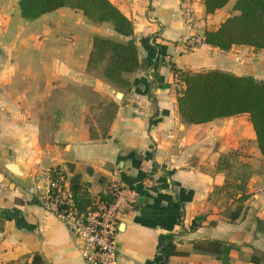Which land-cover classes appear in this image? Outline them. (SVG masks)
Returning a JSON list of instances; mask_svg holds the SVG:
<instances>
[{
  "label": "crops",
  "instance_id": "0c3cea01",
  "mask_svg": "<svg viewBox=\"0 0 264 264\" xmlns=\"http://www.w3.org/2000/svg\"><path fill=\"white\" fill-rule=\"evenodd\" d=\"M19 1L0 0V264H86L67 225L26 193L49 167L83 208L111 200L112 183L136 194L118 225V264H222L196 248L207 240L235 246L229 264H264V159L252 155L248 114L187 123L171 84V64L264 81V49L182 43L235 0L209 14L202 0H109L132 21L139 60L117 84L87 71L95 36L117 37L110 22L71 6L27 19Z\"/></svg>",
  "mask_w": 264,
  "mask_h": 264
},
{
  "label": "trees",
  "instance_id": "16d2710c",
  "mask_svg": "<svg viewBox=\"0 0 264 264\" xmlns=\"http://www.w3.org/2000/svg\"><path fill=\"white\" fill-rule=\"evenodd\" d=\"M205 12L214 13L225 6L228 0H202ZM61 6L80 9L94 22H110L115 36L97 35L89 56V74L110 83H125L122 72L138 68L137 46L132 37L133 25L109 0H20L21 15L35 19L43 13ZM121 36V38L119 36ZM127 38V39H124ZM203 43L222 50L232 46L247 45L264 49V0H235L232 13L227 15L215 28L206 29ZM172 70H177L173 64ZM184 88L177 94L180 116L187 123H204L216 118L248 114L256 138L253 157L264 159V81L252 75H235L218 69L181 73ZM249 193H242L245 200ZM77 204L81 201L77 198ZM84 207L83 205H81ZM240 211V208H237ZM202 216H195L198 222ZM231 220H234L232 217ZM196 248L214 252L222 264H229V252L235 246L222 241L207 240L195 243ZM166 256L157 255V263L164 262ZM35 261L37 259L35 258ZM249 264H258V257L251 256Z\"/></svg>",
  "mask_w": 264,
  "mask_h": 264
},
{
  "label": "built area",
  "instance_id": "2783aa9c",
  "mask_svg": "<svg viewBox=\"0 0 264 264\" xmlns=\"http://www.w3.org/2000/svg\"><path fill=\"white\" fill-rule=\"evenodd\" d=\"M182 43L193 49L203 43V35L191 34ZM171 84L176 93L183 90L184 81L178 70H172ZM25 190L43 209L67 225L79 241L86 264H118V225L136 203V194L131 189L112 183L104 191L110 193L111 200L99 198L83 208L77 204L65 172L49 167L33 175Z\"/></svg>",
  "mask_w": 264,
  "mask_h": 264
},
{
  "label": "water",
  "instance_id": "95a60500",
  "mask_svg": "<svg viewBox=\"0 0 264 264\" xmlns=\"http://www.w3.org/2000/svg\"><path fill=\"white\" fill-rule=\"evenodd\" d=\"M6 167H7V169H9V170H11V171H13V172H15V173H17V171L15 170V168H13V165L11 164V165H5Z\"/></svg>",
  "mask_w": 264,
  "mask_h": 264
},
{
  "label": "rangeland",
  "instance_id": "374dc122",
  "mask_svg": "<svg viewBox=\"0 0 264 264\" xmlns=\"http://www.w3.org/2000/svg\"><path fill=\"white\" fill-rule=\"evenodd\" d=\"M251 61V60H250Z\"/></svg>",
  "mask_w": 264,
  "mask_h": 264
}]
</instances>
